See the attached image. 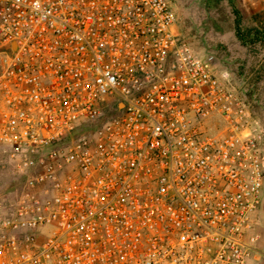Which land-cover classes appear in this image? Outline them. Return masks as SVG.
<instances>
[{
	"label": "built area",
	"instance_id": "obj_1",
	"mask_svg": "<svg viewBox=\"0 0 264 264\" xmlns=\"http://www.w3.org/2000/svg\"><path fill=\"white\" fill-rule=\"evenodd\" d=\"M169 0H0V264H249L264 132Z\"/></svg>",
	"mask_w": 264,
	"mask_h": 264
},
{
	"label": "rangeland",
	"instance_id": "obj_2",
	"mask_svg": "<svg viewBox=\"0 0 264 264\" xmlns=\"http://www.w3.org/2000/svg\"><path fill=\"white\" fill-rule=\"evenodd\" d=\"M169 2L175 12L174 28L179 38L186 41L215 74L225 72L231 85L240 86L264 132V0ZM248 31L261 32L263 38L246 37ZM250 38L254 41H249ZM18 180L10 167L4 165L0 169L2 204L13 202L18 193ZM262 190L264 193V184ZM254 219L260 233L259 255L256 261L251 260L249 264H264V194Z\"/></svg>",
	"mask_w": 264,
	"mask_h": 264
},
{
	"label": "trees",
	"instance_id": "obj_3",
	"mask_svg": "<svg viewBox=\"0 0 264 264\" xmlns=\"http://www.w3.org/2000/svg\"><path fill=\"white\" fill-rule=\"evenodd\" d=\"M250 34V35H249ZM254 36V39H257V38H260V39H262L263 38V33H261V32H255V33H251L250 31H248V33H247V35H245L246 37L247 36ZM256 36H257V38H256ZM243 38H244V36H243ZM251 40H253V39H249V41H251ZM254 41V40H253ZM262 201V200H261ZM260 205H261V203H260ZM260 207V206H259Z\"/></svg>",
	"mask_w": 264,
	"mask_h": 264
},
{
	"label": "crops",
	"instance_id": "obj_4",
	"mask_svg": "<svg viewBox=\"0 0 264 264\" xmlns=\"http://www.w3.org/2000/svg\"><path fill=\"white\" fill-rule=\"evenodd\" d=\"M263 190H262V192H261V200H263ZM258 214H260V211L258 212ZM259 223V222H258ZM259 225H260V223H259ZM258 231H259V229H258ZM260 234V233H259Z\"/></svg>",
	"mask_w": 264,
	"mask_h": 264
}]
</instances>
